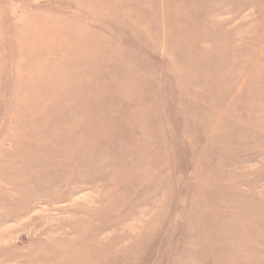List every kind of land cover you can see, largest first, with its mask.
Instances as JSON below:
<instances>
[{"label":"rangeland","instance_id":"obj_1","mask_svg":"<svg viewBox=\"0 0 264 264\" xmlns=\"http://www.w3.org/2000/svg\"><path fill=\"white\" fill-rule=\"evenodd\" d=\"M0 264H264V0H0Z\"/></svg>","mask_w":264,"mask_h":264}]
</instances>
